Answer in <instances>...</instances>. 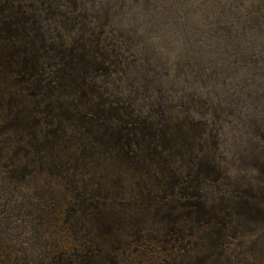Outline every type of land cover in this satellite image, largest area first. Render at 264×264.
Here are the masks:
<instances>
[{
  "label": "rangeland",
  "instance_id": "374dc122",
  "mask_svg": "<svg viewBox=\"0 0 264 264\" xmlns=\"http://www.w3.org/2000/svg\"><path fill=\"white\" fill-rule=\"evenodd\" d=\"M2 23L93 65L31 102L0 49V264H264V0H0Z\"/></svg>",
  "mask_w": 264,
  "mask_h": 264
},
{
  "label": "trees",
  "instance_id": "16d2710c",
  "mask_svg": "<svg viewBox=\"0 0 264 264\" xmlns=\"http://www.w3.org/2000/svg\"><path fill=\"white\" fill-rule=\"evenodd\" d=\"M8 30H6L4 23L0 25V33H9V35H7L6 37L0 38V49L8 51V58L10 63H16L22 66V68L18 69L15 74L21 76L23 82L31 85V87L29 86V88L25 87L24 89H22L26 91V93L30 91V89H33V91L29 94L32 99L31 102H37V99L43 96L40 91H45L48 89L44 85V78L49 80V85L52 83H57L59 84V88L62 89H66V87H69V85L77 83L79 79L81 80V82H79L80 86H83L84 81L89 73V69L93 65V63L88 61L89 54L84 50L85 47L80 42L75 43L69 50H66V46L61 44L60 46H62L63 50L65 51L56 50L58 51V53L55 58H58V62L56 63L54 61H50V63H48V61L50 60L49 57L39 52L40 48L38 51H34L35 49L32 45L34 43L33 40H31L29 43H25L26 46L22 49L20 48V46L16 47L17 44L20 45L21 42L17 41V39L13 36L14 33H12L10 29ZM47 66H50V68H54L56 71L52 74H47L45 72V68ZM50 97H53L55 100H57V97H54L53 94ZM51 99L52 98H50L49 100ZM52 105H55V103H53ZM59 106L62 109V106L60 104ZM55 117L56 115L50 117V122L53 124ZM73 249L71 248V246H65L60 248L58 253L61 256H67L70 252L74 251ZM26 251L27 250H25V252ZM23 255L26 256L25 254ZM80 256L82 257V255ZM4 264L16 263L9 261V263L4 262Z\"/></svg>",
  "mask_w": 264,
  "mask_h": 264
}]
</instances>
